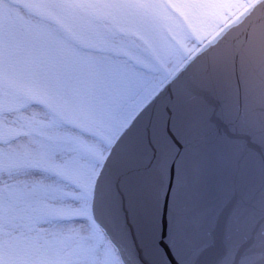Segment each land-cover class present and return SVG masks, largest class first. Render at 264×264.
<instances>
[{
  "label": "rangeland",
  "instance_id": "374dc122",
  "mask_svg": "<svg viewBox=\"0 0 264 264\" xmlns=\"http://www.w3.org/2000/svg\"><path fill=\"white\" fill-rule=\"evenodd\" d=\"M248 2L0 0V264H122L89 211L108 140Z\"/></svg>",
  "mask_w": 264,
  "mask_h": 264
},
{
  "label": "water",
  "instance_id": "95a60500",
  "mask_svg": "<svg viewBox=\"0 0 264 264\" xmlns=\"http://www.w3.org/2000/svg\"><path fill=\"white\" fill-rule=\"evenodd\" d=\"M91 205L126 264H264V0L137 113Z\"/></svg>",
  "mask_w": 264,
  "mask_h": 264
},
{
  "label": "bare ground",
  "instance_id": "6f19581e",
  "mask_svg": "<svg viewBox=\"0 0 264 264\" xmlns=\"http://www.w3.org/2000/svg\"><path fill=\"white\" fill-rule=\"evenodd\" d=\"M193 45H194V44H193ZM193 45H192V47H193ZM195 47H196V45H195L193 48H195ZM193 48H192V49H193ZM179 62H180V61H179ZM174 65H175V64H172L171 67L174 66ZM175 66H176V65H175ZM173 68H174V67H173ZM167 75H168V74H167ZM110 143H111V140H108V143H107L108 146L110 145ZM108 146H107V147H108ZM106 149H107V148H106ZM105 151H106V150H105ZM109 194H110V193H109L108 190H104V191L102 192L101 196L103 197V199H108ZM91 199H93V198H91V196H90L89 200L91 201ZM90 201H89V205L91 204ZM72 222H73V221H72ZM66 224H69V223H66ZM121 224H122V223H121ZM55 225H56V224L52 223L51 225H48V227H54ZM99 230H100V229H99ZM104 238H105V237H104Z\"/></svg>",
  "mask_w": 264,
  "mask_h": 264
}]
</instances>
